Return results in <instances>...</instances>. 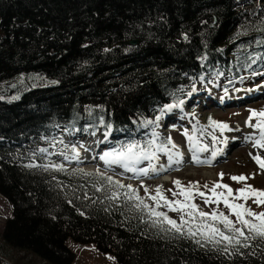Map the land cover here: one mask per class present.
Segmentation results:
<instances>
[{
    "label": "trees",
    "instance_id": "16d2710c",
    "mask_svg": "<svg viewBox=\"0 0 264 264\" xmlns=\"http://www.w3.org/2000/svg\"><path fill=\"white\" fill-rule=\"evenodd\" d=\"M250 4L0 0V194L13 206L3 245L52 264L73 261L68 239L93 243L120 264H264V240L228 256L152 226L131 202L107 200L92 187L95 176L25 166L49 163L32 153L60 128L104 135L100 117L112 125L111 145L144 139L150 130H137L139 122L185 100L192 79L217 65L241 79L264 65L258 58L245 66L249 55L264 56V0ZM134 38L140 45H127ZM40 74L56 82L28 88ZM21 88L19 98L5 97ZM10 257L0 248V264H14Z\"/></svg>",
    "mask_w": 264,
    "mask_h": 264
},
{
    "label": "rangeland",
    "instance_id": "374dc122",
    "mask_svg": "<svg viewBox=\"0 0 264 264\" xmlns=\"http://www.w3.org/2000/svg\"><path fill=\"white\" fill-rule=\"evenodd\" d=\"M250 3L261 4V0H238L237 5L240 7H248L251 5ZM203 61L205 62L204 59ZM252 72L264 73V65L262 64V66H258L253 70L247 69L246 72L241 75L244 78L243 80L231 78L232 76L224 71L220 65L203 73L199 78L192 79L189 87L192 89L193 84H195L196 91L184 100L182 108H174L170 112L165 113L159 121V127L155 129L161 138L171 137L172 141L178 146L179 151L181 149L185 151L183 154L186 156V161L181 159L180 164H173L167 171H159L155 174L150 172L147 177L139 178H133L132 173L125 172L122 168L116 166H113L112 170L106 171L103 162L98 159V156L102 151L113 146L110 142L111 139H108L106 143H97V141L104 140V135L101 133H95V135L89 133L77 137L73 134H69L70 132L63 128H60L53 138H62L65 144H69L70 146L75 145L80 151V156L89 154V151L85 149L87 147L82 145L83 142L86 144L91 143L92 145L97 144L98 146L93 156L95 158L92 157L93 160L90 161V163L85 162L83 164H69L63 157L58 155H53L51 158L63 163L68 169L91 172H96L97 169L101 172L106 171L107 175L117 178L125 185L131 184L133 188L138 190L141 197L145 196L144 188L141 187V184H143L153 194L157 186H162L164 195L169 199H173L172 193L168 190H177L173 183L176 180H179L184 186L190 183H197L200 186V191H205L208 195H210V193H207L203 185L207 184L211 187L214 182L227 184L235 192L236 189L243 186V183L235 182L230 179V177L242 174L248 177L246 181L248 185L256 189L264 190V170H261L252 159V156L257 154L264 157V149L254 148L251 143L245 139H241L242 135L237 132L239 130L244 131V129L248 128L245 121L250 115L249 110L264 109V75L253 76L251 75ZM216 73H223V75L217 77ZM23 77L24 76H21L19 81L15 82H20ZM201 77H203V81H201ZM26 82L28 83V88H31L33 86L53 84L56 80L40 74L38 77L29 79ZM12 83L13 82L10 84ZM24 89L25 88H21L18 91H11V93L5 97L11 100L14 99V94L19 93L17 97L19 98L21 93L24 92ZM225 89H227V94L225 93ZM250 89L252 90L249 91ZM160 115L161 113L158 111L149 120H154L156 116ZM210 118L218 122L227 123L232 129L231 135H234L231 139V150L228 151V153H224V156H216L213 161H210V157L212 156V151L216 149L219 143L215 145L212 143L210 133L213 132V129L208 127ZM252 123H255L254 119ZM194 126L198 129H206L203 135L200 133L196 134L200 143L208 146L207 152H197L200 153L199 160L194 159L197 158V156H194L196 152L190 150L188 146L189 142L184 135L185 130H187L189 134H192ZM146 130H150V133L152 129L149 127L147 129L145 128V131ZM226 132L227 131L224 133ZM215 135L219 138L222 137L219 131H216ZM81 145L83 147H81ZM49 151L54 150L49 148ZM250 153L251 156L249 155ZM156 164L158 168L160 165L167 166V156L159 154V160ZM147 166L148 162L145 161L138 167ZM220 173L224 174L222 181L220 180ZM218 191L221 190L218 189ZM146 202L152 204L151 201ZM194 202L206 212H211L213 209L217 208L216 204L205 205L198 196ZM248 206L255 212L264 211V205L257 207L249 201ZM219 209L227 214V209L224 208L222 203L219 205ZM158 210L166 212L172 219L179 220V214L177 212L169 211L167 208H160ZM12 215V204L5 196L0 194V248L9 251L11 255L10 260L12 258L14 264H52L48 260L27 249L13 250L3 245L2 235L6 222ZM231 218L235 220L234 216ZM67 246L74 253V259L69 264H120L112 254L100 252L93 243L82 244L73 239H68Z\"/></svg>",
    "mask_w": 264,
    "mask_h": 264
},
{
    "label": "snow or ice",
    "instance_id": "6c2138e0",
    "mask_svg": "<svg viewBox=\"0 0 264 264\" xmlns=\"http://www.w3.org/2000/svg\"><path fill=\"white\" fill-rule=\"evenodd\" d=\"M260 31H264V28L260 29ZM258 58L264 59V56L253 57L249 55L248 59L251 63L245 66L251 68V65L256 63ZM221 75L223 73H216L217 77ZM251 75H264V73L252 72ZM200 79L203 81V77ZM241 79L243 80L244 78L242 77ZM181 91L183 90L181 89ZM195 91L196 87L193 84L191 91L187 95L191 96ZM225 93L227 94V89H225ZM183 105V99L175 98V102L166 104L159 109L161 115L156 116L154 120L144 119L140 121L137 130L141 127L146 129L151 127L152 129L150 133L145 134L146 138L136 139L133 137L118 142L102 151L98 159L103 162L106 171L112 170L113 166H116L122 168L125 172L132 173L133 178H139L147 177L150 172L158 173L159 171H167L173 164H180L182 154L178 146L172 141L171 137L161 138L155 129L159 127V121L165 113L170 112L174 108H182ZM249 111L250 115L245 123L255 131L253 134L245 137V139L254 148L264 149V109ZM253 119L255 120L254 124L252 123ZM99 124L105 128V132L104 140L97 141V143H106L108 137L111 135L112 125L105 123L103 117H100ZM208 127L213 129L210 135L214 145L225 142L215 135L216 131H219L221 136L225 131H232L227 123L218 122L211 118ZM205 131L206 129H198L195 126L193 127L192 134H189L185 130L184 135L187 137L190 150L194 152L208 151V146L202 145L196 135L197 133L203 135ZM46 142L49 147L38 148L32 155L35 157L39 154L42 159H48L49 163L43 165L29 163L25 165L26 167H43L45 170L51 169L63 172L66 171L64 164L51 161V156H61L68 162L80 161V151L75 145L70 146L69 144H65L62 138L46 139ZM81 147L83 146L81 145ZM49 148L54 151H49ZM219 152V149L213 150L212 157L215 158ZM159 154L167 156V166L160 165L159 168L157 167L156 162L159 160ZM249 155L251 156V153ZM252 159L261 170H264V157L257 154L252 156ZM145 161L148 162L147 167H138ZM106 171L101 172L97 169L95 173H91L80 170L81 175L85 177L95 176L98 178L97 182L92 184V187L97 192L109 193L106 195L107 200L115 202L123 199L124 201L131 202L135 209L146 213L147 219L151 222L152 226L159 227L163 232L193 240L200 247L211 245L228 256L240 253V249L242 248H250V242L253 240H264V211L255 212L248 206L249 201L257 207L264 205V190L256 189L248 185L246 183L248 177L243 174L230 177L235 182L243 183V186L236 189L235 192L229 185L222 182H214L211 187L207 184L203 185V188L210 195L206 194L205 191H200V186L197 183H190L184 186L179 180H176L173 183L177 190H168L173 196V199H169L164 195L162 186H157L153 194L143 184H141V187L144 188L145 196L141 197L138 190L133 188L131 184H122L119 180L107 175ZM223 175V173L219 174L221 181ZM218 189L221 191H218ZM197 196L202 199L205 205L216 204L217 208L211 212L203 211L194 202ZM84 198H89L87 193H85ZM146 201H151L152 204ZM221 203L227 209V214L219 209ZM160 208H167L169 211L177 212L179 214V220L172 219L164 211H159L158 209ZM81 214L83 215V213ZM233 216L235 220L231 218Z\"/></svg>",
    "mask_w": 264,
    "mask_h": 264
},
{
    "label": "bare ground",
    "instance_id": "6f19581e",
    "mask_svg": "<svg viewBox=\"0 0 264 264\" xmlns=\"http://www.w3.org/2000/svg\"><path fill=\"white\" fill-rule=\"evenodd\" d=\"M211 97V96H210ZM254 129H252V128H246V129H244V131L243 130H239V131H237L240 135H242V137H241V139H245V137H247L249 134H253L254 133ZM236 132V131H235ZM234 134V133H233ZM232 137H234V135L232 136L231 135V131H227L226 133H223V135H222V137L220 138L222 141H225V142H222V143H219L218 145H217V147H216V149H219L220 150V152H219V154L217 155V157H221V156H224V153H228V151H230L231 150V139H232ZM236 140V139H235ZM246 140V139H245ZM237 141V140H236ZM235 141V142H236ZM250 143V142H249ZM82 145H84L85 147H87V148H85L86 150H88L89 151V154L88 155H82L81 156V159H80V161H75L77 164H83V163H85V162H89L90 163V161H92L93 159H92V157L94 156V151L96 150V148H97V144L96 145H92L91 143H82ZM87 145V146H86ZM189 146V145H188ZM214 149V148H213ZM185 151H184V149H181L180 150V153L182 154V159L183 160H185L186 159V156H185V154H183ZM194 152V151H193ZM194 156H197V158H194L195 160H199V157H200V153H195L194 154ZM91 157V158H90ZM210 157V156H209ZM214 160V158L211 156L210 157V161H213ZM186 161V160H185ZM155 174V173H154Z\"/></svg>",
    "mask_w": 264,
    "mask_h": 264
},
{
    "label": "water",
    "instance_id": "95a60500",
    "mask_svg": "<svg viewBox=\"0 0 264 264\" xmlns=\"http://www.w3.org/2000/svg\"><path fill=\"white\" fill-rule=\"evenodd\" d=\"M141 39L140 38H134V39H131L129 41H127V45L129 46H137V45H140L141 43ZM70 164H75V161H72V162H68Z\"/></svg>",
    "mask_w": 264,
    "mask_h": 264
}]
</instances>
